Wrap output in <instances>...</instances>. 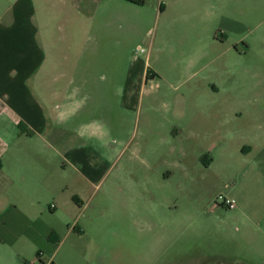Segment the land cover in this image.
I'll use <instances>...</instances> for the list:
<instances>
[{"label": "rangeland", "instance_id": "obj_1", "mask_svg": "<svg viewBox=\"0 0 264 264\" xmlns=\"http://www.w3.org/2000/svg\"><path fill=\"white\" fill-rule=\"evenodd\" d=\"M40 2L33 0L36 16ZM156 2L139 7L114 1L105 19L95 5L96 23L78 3L68 8L69 24L51 25L64 80L97 83L74 94L82 109L70 124L106 122L117 140L110 177L118 175L123 188L107 197L108 181L93 199L82 200L80 226L71 223L53 237L46 256L54 254L53 264H86L85 257L95 264L90 258L102 256L105 264H121L122 257L135 264L141 256L144 264H185L202 256L216 247L209 229L222 223L218 211L230 212L217 198L247 190L249 149L264 156V0H221L219 15L202 25L203 41L190 35V24L157 16ZM199 44L207 50H196ZM222 79L217 95L208 84ZM128 81L135 95L125 99ZM218 111L234 120L225 123V148L211 152L201 145L203 133L184 127L191 115L208 112L215 119ZM170 172V180L156 181ZM152 193L158 198L153 203L145 200ZM138 194L145 196L141 206ZM133 210L145 214L144 228L132 223ZM106 222L111 225L104 229Z\"/></svg>", "mask_w": 264, "mask_h": 264}, {"label": "crops", "instance_id": "obj_2", "mask_svg": "<svg viewBox=\"0 0 264 264\" xmlns=\"http://www.w3.org/2000/svg\"><path fill=\"white\" fill-rule=\"evenodd\" d=\"M52 1L41 0V12L36 16L33 0H0V264H53L54 254L46 258L53 237L71 223L80 226L82 200L93 199L108 181L107 197L114 188L119 192L123 189L118 175L110 177L118 160L117 147H113L117 140L111 138L106 122L102 120L99 126L70 124L82 109L74 94L97 83L64 80L54 59L58 49L51 40V25L57 20L69 24L68 8L82 7L88 20L96 23L98 7L103 8L100 16L105 19L114 1L128 2ZM149 1L152 0L146 3ZM220 1L157 0L156 14L173 24H190L195 29V34L190 35L203 41L207 32L202 25L209 22L211 14L219 15ZM228 1L233 5L238 2ZM204 46L199 44L196 50H207ZM229 72L223 71V75ZM225 83L222 79L215 84L209 82L208 86L218 95ZM130 85L128 81L125 99L135 95L133 90L128 91ZM213 115H191V122L184 129L192 135L203 133L206 137L201 145L219 152L225 148V123L234 118L221 111L215 119ZM248 153L251 159L249 185L244 187L247 190L230 196L236 200V208L218 211L222 223L209 229L216 234V247L200 257L187 258L185 264H264V156L261 150L249 149ZM211 161L213 165L214 159ZM171 173L163 177L158 174L156 181L170 180ZM138 197L140 206L145 200L153 203L158 199L153 193L147 199L143 194ZM130 216L133 224L145 225L142 211L133 210ZM94 221L92 227L98 228ZM110 225L106 222L103 228ZM71 229L67 228L69 234ZM171 243L174 245L175 241ZM102 257L90 259L105 264L108 258ZM85 258L89 264V258ZM128 263L127 257L121 258V264ZM144 263V257L136 258L135 264Z\"/></svg>", "mask_w": 264, "mask_h": 264}, {"label": "built area", "instance_id": "obj_3", "mask_svg": "<svg viewBox=\"0 0 264 264\" xmlns=\"http://www.w3.org/2000/svg\"><path fill=\"white\" fill-rule=\"evenodd\" d=\"M217 201L221 204L222 207L228 209V210H233L237 206L236 200H234L232 197H229L227 195H220L217 198Z\"/></svg>", "mask_w": 264, "mask_h": 264}, {"label": "trees", "instance_id": "obj_4", "mask_svg": "<svg viewBox=\"0 0 264 264\" xmlns=\"http://www.w3.org/2000/svg\"><path fill=\"white\" fill-rule=\"evenodd\" d=\"M128 3L133 4L135 6H144L147 0H126ZM153 76V75H152Z\"/></svg>", "mask_w": 264, "mask_h": 264}]
</instances>
